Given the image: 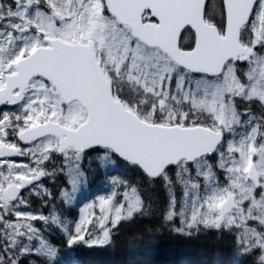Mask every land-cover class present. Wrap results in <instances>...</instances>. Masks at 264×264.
I'll list each match as a JSON object with an SVG mask.
<instances>
[{
    "label": "snow or ice",
    "instance_id": "6c2138e0",
    "mask_svg": "<svg viewBox=\"0 0 264 264\" xmlns=\"http://www.w3.org/2000/svg\"><path fill=\"white\" fill-rule=\"evenodd\" d=\"M165 236L264 264V0H0V264Z\"/></svg>",
    "mask_w": 264,
    "mask_h": 264
},
{
    "label": "trees",
    "instance_id": "16d2710c",
    "mask_svg": "<svg viewBox=\"0 0 264 264\" xmlns=\"http://www.w3.org/2000/svg\"><path fill=\"white\" fill-rule=\"evenodd\" d=\"M100 185L102 184L97 180L92 188H97ZM221 248H225V245L213 237L201 236L199 239L186 240L165 236L158 248L146 256L137 257V259L148 261L150 264H171L173 260L184 253H201L204 250ZM225 251H227L226 248ZM77 255L86 261H93L94 264H119L120 261L128 258L127 254L123 252L109 255L103 252L81 250L77 252Z\"/></svg>",
    "mask_w": 264,
    "mask_h": 264
}]
</instances>
